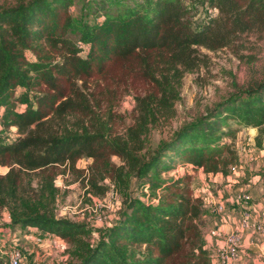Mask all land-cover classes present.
Masks as SVG:
<instances>
[{"label":"trees","instance_id":"1","mask_svg":"<svg viewBox=\"0 0 264 264\" xmlns=\"http://www.w3.org/2000/svg\"><path fill=\"white\" fill-rule=\"evenodd\" d=\"M201 3L217 14L199 25L184 0L94 1L92 21L70 15L74 0L0 7V213L8 210L12 233L56 237L72 264H214L202 234L207 207L192 176L163 174L190 165L227 176L237 161L225 141L237 133L230 122L256 129L255 146L264 150V80L236 87L155 147L150 127L173 116L183 77L207 64L201 50L236 54L249 38L264 37V0ZM131 92L132 125L120 135L112 108ZM81 159L92 161L85 176L76 168ZM66 173L91 190L105 178L135 186L136 198L124 197L93 245L90 228L50 210L53 181Z\"/></svg>","mask_w":264,"mask_h":264},{"label":"rangeland","instance_id":"2","mask_svg":"<svg viewBox=\"0 0 264 264\" xmlns=\"http://www.w3.org/2000/svg\"><path fill=\"white\" fill-rule=\"evenodd\" d=\"M17 1L0 0V7L12 6ZM94 1L99 0H74V6L69 10L70 15L82 21H92L91 12ZM184 1L187 8L191 11V22L193 24L199 25L206 21L208 18L206 13L207 6L202 4L201 0ZM98 20L100 21L101 19L99 18ZM233 50H238V53L234 54V51L225 48L214 53L201 50V53L207 54L209 58L206 66L201 67L196 73L186 74L183 77L179 89V100L173 106V116L169 118L161 117L156 124L150 127L151 147H155L161 140H167L171 133L180 125L202 114L205 109L214 103L231 93H236V87L244 90L253 86L256 82L264 80V37L262 39L251 37L244 42L242 47L233 48ZM26 57L29 60L34 59L30 53H26ZM134 105L132 92L122 95L113 105L114 128L117 134H124L125 128L132 125L131 113ZM229 127L237 131L234 138L225 139L236 152V163L228 167V175H233L236 172H233L231 168L245 164L247 158L245 155L253 154L256 146L254 139H249V135L238 134L242 129L238 128L235 123L230 122ZM91 163L92 161L89 159H81L77 162L76 168L82 170L85 176ZM112 163L116 166H122V163L116 157L112 158ZM5 172V168H0L1 174ZM185 173L192 176L191 189L195 196H200L204 199L206 194L214 192V190L209 188L213 184L208 181L209 177L200 170H193L190 165L176 167L163 174V177ZM84 183L81 175L77 173L58 175L53 181V185L57 190L55 201L49 207L55 217L83 223L90 228L92 232L85 239L93 245L99 241L103 231L107 229L106 226L113 222L115 218L118 219L123 208L124 197L136 198L137 192L134 184L129 183L122 188L115 185L109 178L99 181L95 190H91L89 185ZM33 187L36 188L35 183ZM9 223L8 210L4 209L0 213V264H6L7 260L4 251L15 247V240L24 236L43 239L42 235L37 231H31L29 234L19 232V235H14L7 227ZM202 234L204 237V225ZM66 247L68 248V245ZM66 256L67 259L61 260L58 264H72V260L68 255ZM53 258L54 255L44 257L40 250H36L35 260L36 262L41 261L40 264H56L55 261H52ZM36 262H28V264H36Z\"/></svg>","mask_w":264,"mask_h":264},{"label":"crops","instance_id":"3","mask_svg":"<svg viewBox=\"0 0 264 264\" xmlns=\"http://www.w3.org/2000/svg\"><path fill=\"white\" fill-rule=\"evenodd\" d=\"M238 134L249 135V139L253 140L257 136V130L242 129ZM250 156L254 160L248 161L246 158L244 166H240L233 175L225 177L209 175L208 181L213 183L209 188L214 192L206 194V198L203 199L207 207L206 215L203 218L206 248L213 253L214 248L221 245L222 239L212 235L213 232L225 235L238 231L241 241L239 259L235 264H264V246L261 245L263 240L252 229L253 224L259 222L262 215L264 216V150L256 148ZM238 194L250 195L251 202L248 207L235 200ZM219 204L225 205L223 213L215 212V208ZM246 212L249 214L247 220L249 227L243 228L242 223ZM116 220L117 218L106 227L113 225ZM31 231H37L42 235L41 242H37L36 239L29 236L14 241V245L22 252V264L36 262V250H40L44 257L54 255L52 261H55L56 264L67 259L66 244L56 237L43 235L36 229L17 231L14 235H19V232L29 234ZM40 262L37 261L36 264H40Z\"/></svg>","mask_w":264,"mask_h":264},{"label":"built area","instance_id":"4","mask_svg":"<svg viewBox=\"0 0 264 264\" xmlns=\"http://www.w3.org/2000/svg\"><path fill=\"white\" fill-rule=\"evenodd\" d=\"M206 13L208 14V18L214 17L217 14L216 8L206 7ZM251 155V154H250ZM250 155H247L248 161H253L254 158ZM238 167L231 168L233 172H237L240 168ZM237 169V170H236ZM237 202L243 203L245 206H249L251 202V197L248 194H238L235 197ZM225 211V205L219 204L215 208V212L223 213ZM248 212L244 213V221L242 223L243 228H248ZM253 231L262 239L261 245L264 246V216H261V220L257 223H254L252 226ZM212 235H215L222 239L221 245L216 246L211 253V259L214 264H235L239 259V247L241 236L238 231H233L228 234L222 235L217 232H213ZM37 242H41L40 238L36 239ZM2 253V252H1ZM4 255L6 256V264H22V252L18 247H11L4 251ZM264 255V254H263Z\"/></svg>","mask_w":264,"mask_h":264}]
</instances>
